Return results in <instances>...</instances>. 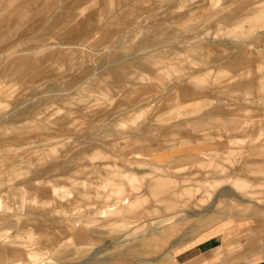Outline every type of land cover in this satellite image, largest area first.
Returning <instances> with one entry per match:
<instances>
[{"label": "rangeland", "instance_id": "374dc122", "mask_svg": "<svg viewBox=\"0 0 264 264\" xmlns=\"http://www.w3.org/2000/svg\"><path fill=\"white\" fill-rule=\"evenodd\" d=\"M49 1L0 0L1 44L29 61L16 71L14 51L0 53V233L10 235L0 264H32L35 248L44 255L33 264H175L215 233L225 264L243 260L248 241L262 249L264 198L249 196L259 206L237 215L210 210L235 175L256 179L249 169L264 165V19L253 22L264 0H55L58 11L76 7L80 35L62 44L45 34L55 29ZM105 175L139 189L165 183L178 200L185 181L201 180L210 199L184 207L181 230L156 253L138 248L170 215L152 198L98 218L88 225L97 241L77 245L87 226L74 219L114 198L97 192Z\"/></svg>", "mask_w": 264, "mask_h": 264}, {"label": "crops", "instance_id": "0c3cea01", "mask_svg": "<svg viewBox=\"0 0 264 264\" xmlns=\"http://www.w3.org/2000/svg\"><path fill=\"white\" fill-rule=\"evenodd\" d=\"M36 1H42V0H22L24 2L23 4H31V2ZM51 6L50 8L55 11V15L53 16L52 25L55 27V29H52L51 32L47 31L45 34L50 35V37H53L56 41H58L60 44L63 42H73L74 40L72 38L77 37L80 35L78 33V30H75L74 27V20H75V13L76 7H72L71 5H66L64 7H61V10H56V1L51 0L47 4ZM50 9V10H51ZM32 10H28V14L30 15ZM264 17H262L261 14L254 17L253 22L262 21ZM4 22L3 18H0V53L3 51H10L13 52L14 56H12L11 60H9V63L11 65H16L17 70L19 71L21 69H24L23 66L25 64H28V59L25 60L24 57H19L18 55L22 54V52L18 50H14V44L13 45H7L2 46L1 41H3L7 35L4 34L3 29L1 28L2 23ZM34 27H30L29 30H32ZM49 42H46V44L41 43L33 48L39 49L41 47H46V45ZM58 43V44H59ZM16 52V53H15ZM201 77V76H200ZM202 79H204L202 77ZM205 80V79H204ZM258 89H264V83L260 84ZM228 124V127L226 125L225 128H231ZM7 128L5 125H0V134L5 133L7 131ZM257 140L260 138H256ZM217 153V152H209V154ZM224 153V152H223ZM227 168V167H226ZM228 169V168H227ZM195 172L200 171V169L194 170ZM250 173L253 175H256V179H247L244 178L241 175H235L236 177L231 180L230 185L228 186V190L225 192H218V194L215 195L213 202L214 206L211 208V212H213V215H219V216H231V215H237L242 212H247L249 210V203L254 202L257 206H259V203L251 198L249 196H256L257 198H264V165L256 168L249 169ZM117 174V173H115ZM115 176H121V173H118ZM107 178L104 185H97L99 189H97V192L99 191H107L110 198L113 196L114 198L111 200L110 204H107V206L100 207L98 210H88L83 212V218L82 216L77 217L74 219L78 224H83L89 227L88 225L93 224L98 218H113L116 216H127L129 213H133V209L137 210V208L140 207V205L145 201L146 199L152 198L157 203H163L164 204V210L169 211L170 215L165 216V218L158 222L153 230H150V232H147L143 237L142 241L139 243L138 246L139 251L143 254L150 255L153 253L158 252L162 247L165 246V242L167 238L174 235L178 231L181 230L182 221L186 218V215H180L183 211L187 213V210L184 209V207H188L190 205H200L201 202H204L205 198L206 200H209V190L208 187H203L200 182L201 180H194V181H185L184 188H186V194L182 195L179 198L176 199L174 195L172 194V190L168 185H165V183L159 185L153 182H149L146 186V189H139V185L137 183H124L123 179H113L110 183L108 180V177L106 175L104 176ZM233 178V177H232ZM37 177L34 175L31 179H29L27 185H31V182L33 180H36ZM36 183L35 185H37ZM17 185V184H16ZM34 185V184H33ZM57 185L56 183H52V190L55 193L57 191ZM85 182L83 181V185L85 186ZM128 185V187H126ZM163 186V188H161ZM163 189V190H162ZM38 192L40 190L37 189ZM71 190H66V193H70ZM162 193V198H156L157 195ZM36 193V192H34ZM57 193V192H56ZM78 193V192H77ZM175 193V192H173ZM177 194H179L177 192ZM59 196H62L58 194ZM207 195V197H206ZM234 197H237L238 200H236ZM35 198V196L33 197ZM204 198V199H203ZM212 198V197H211ZM258 199V200H259ZM40 201L42 206L49 204L51 199H41ZM213 204V203H212ZM180 206L179 209L176 207ZM0 207H1V201H0ZM149 208H145V211ZM209 211V209H206ZM145 211L141 210L138 211V213H135L134 215L137 217H143V215L148 216V214H143ZM77 214H82L80 210L76 211ZM93 214L94 216H90ZM228 223V222H227ZM165 225V226H164ZM164 226V227H163ZM159 227H163L162 230L157 231ZM86 229L89 232H86L82 228H80V231L75 234V238L77 239V245H84V244H93L95 241H97L98 238V232H96L94 229ZM221 229V227H220ZM215 229V231L220 230ZM214 231V232H215ZM9 234L7 231H2L0 233V240H5L6 238H9ZM16 242V240H15ZM41 248H35V250L29 251L27 254V258L29 261L33 264L36 261H39L43 255L44 252ZM84 249V248H83ZM82 248H79L78 251L81 252ZM14 254H8V257H14ZM233 256H235L233 254ZM242 257L243 260H239L236 264H264V247L262 249L255 246V243H251L248 241V245L246 247V252H238L237 258ZM246 256V259H245ZM223 257V249H222V242L219 240V237L217 234H212L209 237L201 238L196 243L183 248L182 251H180L177 254L172 255V260L175 264H225V260ZM14 261H10V263H13Z\"/></svg>", "mask_w": 264, "mask_h": 264}, {"label": "bare ground", "instance_id": "6f19581e", "mask_svg": "<svg viewBox=\"0 0 264 264\" xmlns=\"http://www.w3.org/2000/svg\"><path fill=\"white\" fill-rule=\"evenodd\" d=\"M41 250V249H40Z\"/></svg>", "mask_w": 264, "mask_h": 264}]
</instances>
